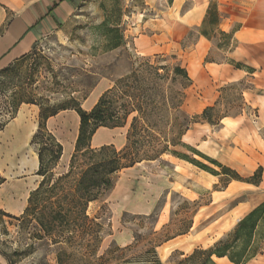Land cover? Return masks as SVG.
Returning <instances> with one entry per match:
<instances>
[{
    "label": "rangeland",
    "instance_id": "374dc122",
    "mask_svg": "<svg viewBox=\"0 0 264 264\" xmlns=\"http://www.w3.org/2000/svg\"><path fill=\"white\" fill-rule=\"evenodd\" d=\"M236 1L225 7L237 5ZM194 4L196 12L207 7L202 22L182 17L190 8L183 0H68L60 22L39 37L23 60L0 75V176L9 182L0 189L2 213L22 214L8 209L17 202L21 210L25 208L38 181L36 151L42 144H52L48 136L62 143L64 160L70 151L76 128L73 114H61L48 124L41 114L76 105L88 113L102 95L101 84L112 88L143 61L179 64L187 71L191 85L185 91L183 110L189 116H200L205 108H214L213 119L227 116L215 126L192 125L182 143L228 168L238 180L182 147L171 150L200 162L217 176L170 154L142 161L115 174L112 189L87 207L88 219L99 227L87 223L83 246L96 236L97 255L107 250L121 255L117 250L127 246L132 249L124 255H143L155 248L157 258L167 264L177 255L211 248L264 201V32L248 30L255 19L219 16L216 0ZM224 21L231 25L228 32L219 27ZM104 22L106 28L101 27ZM114 28L123 41L119 48L107 50L104 33ZM201 38L207 41L202 47L197 46ZM246 67L253 68L254 74L237 69ZM130 119L124 128L113 131L117 150L126 144ZM42 123L45 135L31 144ZM102 140L97 135L93 144ZM3 222L7 235H2L0 226V243L12 249L35 245L15 264H56L59 248L70 253L64 244L54 247L47 240H28L32 227L21 242L19 224L6 217ZM74 254L73 264L85 263H78L80 255ZM4 262L0 257V264ZM248 264H264V252Z\"/></svg>",
    "mask_w": 264,
    "mask_h": 264
},
{
    "label": "trees",
    "instance_id": "16d2710c",
    "mask_svg": "<svg viewBox=\"0 0 264 264\" xmlns=\"http://www.w3.org/2000/svg\"><path fill=\"white\" fill-rule=\"evenodd\" d=\"M106 26V22L101 25L102 28ZM104 37L107 50L119 48L123 41L117 28L107 29ZM26 56L1 69L0 75L8 72ZM237 69L245 70L248 75L255 72L248 67ZM190 85L187 71L179 64L150 65L148 61H143L128 75L117 80L111 89L102 93L88 113L77 105L61 110H72L79 117L78 134L67 170L61 175L54 173L62 155V146L49 132L51 136L48 138L52 144L49 147L42 144L36 151L38 168L35 176L41 180L29 193L20 216L5 215L0 211L2 235H7L3 222L6 217L19 224L21 242L25 241L22 237L26 229L32 227L28 240H47L54 247L64 244L70 253L59 248L56 264H73L75 252L80 255L77 262H85L84 264H163L155 255V248L143 255H124L132 249L130 246L117 250L121 255H114L112 250L97 255L95 249L98 237H91L84 247L81 236L88 230L87 223H93L86 215L87 207L101 201L103 195L112 189V177L115 174L131 169L142 161H155L162 155L170 154L217 176L215 171L200 162L171 149L185 148L221 169L229 179L238 180L228 168L183 145L182 137L192 125L206 123L215 126L227 117L213 119L214 108H205L200 116L191 117L186 114L183 105L185 91ZM234 86L236 85L231 87ZM57 114L58 112L47 116L41 114L40 118L44 123ZM129 118L126 144L123 148L117 150L113 145L91 148V139L98 129L124 128ZM43 123L33 135L31 144H35L40 136L45 135ZM45 154L49 156L48 159H45ZM53 176L57 177L55 181H52ZM4 182L5 179L0 176V186ZM250 183L257 185L252 181ZM93 225L99 227L97 224ZM34 246L31 243L12 249L6 243H0V257L6 264H15L34 251ZM263 252L264 201L238 220L234 228L211 248L195 249L189 255H177L176 259L167 264H217L215 260L218 259H226L229 264H248Z\"/></svg>",
    "mask_w": 264,
    "mask_h": 264
},
{
    "label": "crops",
    "instance_id": "0c3cea01",
    "mask_svg": "<svg viewBox=\"0 0 264 264\" xmlns=\"http://www.w3.org/2000/svg\"><path fill=\"white\" fill-rule=\"evenodd\" d=\"M217 11L219 16L223 18H251L255 19L249 23L248 30L257 33L259 31L264 32V0H237V5L232 7H225V4L234 0H216ZM190 4L189 10H187L182 17H195L202 22L206 17L207 7L201 11H195V0H183V4ZM68 6V0H0V70L11 65L23 56L28 55L36 41L49 32L62 18L63 11ZM219 27L228 32L231 25L224 21L219 24ZM207 43L205 38H201L197 42V46L201 47ZM253 69V68H252ZM254 70V69H253ZM239 71V70H238ZM101 89H100V88ZM98 88L99 93H104L111 86L100 85ZM100 96V95H99ZM73 114L76 119V128L74 136L71 140L70 151L66 160L62 153L61 158L56 166L59 175L66 172L70 156L74 149V144L78 134L79 117L74 111H63L51 117L47 120V124L50 120L61 117V114ZM117 129L100 128L93 135L90 146L91 148H99L105 145H113V136ZM97 135L104 137V140L93 144L94 138ZM57 142L61 145L58 140ZM62 146V145H61ZM63 151V148H62ZM35 172L38 168L37 156L34 163ZM56 172V170H55ZM37 187L41 178L37 177ZM9 182H5L0 186V189L4 186H8ZM34 188L32 190H34ZM31 190V191H32ZM23 211V210H22ZM226 260V259H218ZM5 264V262L3 263Z\"/></svg>",
    "mask_w": 264,
    "mask_h": 264
},
{
    "label": "bare ground",
    "instance_id": "6f19581e",
    "mask_svg": "<svg viewBox=\"0 0 264 264\" xmlns=\"http://www.w3.org/2000/svg\"><path fill=\"white\" fill-rule=\"evenodd\" d=\"M96 141V140H95ZM35 189V188H34ZM3 193H4V190H3ZM27 196V195H26ZM8 211L11 212V214H17V213H20L22 210H21V204H19L18 202L14 205V207H11L8 209ZM9 213V212H7ZM217 261V260H215Z\"/></svg>",
    "mask_w": 264,
    "mask_h": 264
}]
</instances>
